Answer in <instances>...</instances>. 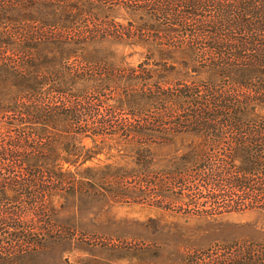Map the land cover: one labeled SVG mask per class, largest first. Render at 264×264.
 Returning <instances> with one entry per match:
<instances>
[{
  "label": "trees",
  "instance_id": "1",
  "mask_svg": "<svg viewBox=\"0 0 264 264\" xmlns=\"http://www.w3.org/2000/svg\"><path fill=\"white\" fill-rule=\"evenodd\" d=\"M106 40L148 52L125 68ZM131 188L264 208V0H0V264H264V231L87 241L59 218Z\"/></svg>",
  "mask_w": 264,
  "mask_h": 264
},
{
  "label": "rangeland",
  "instance_id": "2",
  "mask_svg": "<svg viewBox=\"0 0 264 264\" xmlns=\"http://www.w3.org/2000/svg\"><path fill=\"white\" fill-rule=\"evenodd\" d=\"M120 20L126 22L125 19ZM104 45L114 62L125 68L137 69L138 63L148 52L142 44L127 45L106 40ZM111 92L105 91V95ZM124 110L127 111L120 109V112ZM105 155L99 154L100 159L104 160ZM95 161L97 159L92 162ZM141 178L145 180L144 177L127 173L120 178V182L131 185L141 181ZM163 179L167 180L165 177ZM188 195V191L184 192V196H179V193L167 189L153 193L139 192L133 188L107 195L97 194L92 198L84 197L75 204L69 202L59 213V218L65 223L75 224L87 241H167L170 244L203 246L234 237L262 236L264 208L232 213L213 220L199 217L194 212L202 203H209L205 196H194L192 201ZM86 247L76 244L74 248L77 250L67 254L68 258L86 254Z\"/></svg>",
  "mask_w": 264,
  "mask_h": 264
}]
</instances>
